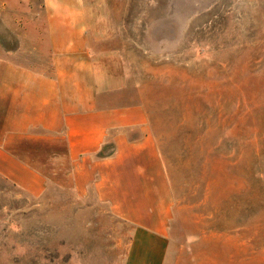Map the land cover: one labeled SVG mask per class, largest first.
<instances>
[{
	"label": "rangeland",
	"instance_id": "374dc122",
	"mask_svg": "<svg viewBox=\"0 0 264 264\" xmlns=\"http://www.w3.org/2000/svg\"><path fill=\"white\" fill-rule=\"evenodd\" d=\"M58 1L0 0V56L35 65L65 8L109 33L170 180L164 264H264V0ZM52 161L39 196L0 177V264H126L129 225Z\"/></svg>",
	"mask_w": 264,
	"mask_h": 264
},
{
	"label": "crops",
	"instance_id": "0c3cea01",
	"mask_svg": "<svg viewBox=\"0 0 264 264\" xmlns=\"http://www.w3.org/2000/svg\"><path fill=\"white\" fill-rule=\"evenodd\" d=\"M66 9L51 15L47 48L44 38L32 48L35 65L0 56V177L39 196L42 167L51 159L65 165L56 181L80 197L92 190L131 228L126 264H164L174 202L149 115L125 101L128 83L109 33Z\"/></svg>",
	"mask_w": 264,
	"mask_h": 264
}]
</instances>
